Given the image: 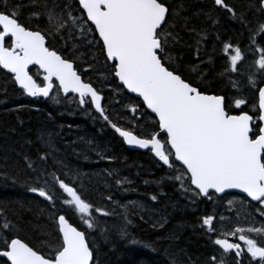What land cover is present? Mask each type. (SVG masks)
<instances>
[{"label": "trees", "instance_id": "trees-1", "mask_svg": "<svg viewBox=\"0 0 264 264\" xmlns=\"http://www.w3.org/2000/svg\"><path fill=\"white\" fill-rule=\"evenodd\" d=\"M47 2L51 6L52 0ZM65 2L77 9L76 0H56L61 7ZM166 2L178 13L170 15L165 26L175 36L165 50L171 57L166 63L193 86L223 96L229 113L244 111L255 119L258 112L254 114L252 104L257 102V94L247 77L253 74L250 65L258 57L243 56L239 74L231 76L237 82L234 88L228 77L221 76L225 62L220 53L226 42L247 52L250 36L264 23L260 0L229 1L231 12L215 9L203 0ZM33 3L7 0L9 8L20 6L22 24L44 33L48 31L44 0H35V8ZM3 4L0 0V10ZM33 11L41 15L34 17ZM96 38L95 33L73 38L62 32L49 35L46 42L50 49L72 61L82 79L103 95L102 106L112 123L139 137L157 131L155 118L141 100L119 88L110 75V62L105 61ZM255 43L264 45V34L257 36ZM5 46H10V41L6 40ZM29 72L41 81L37 67ZM255 79L258 87L264 85V75ZM236 99L246 100L247 107L237 109ZM77 101L78 97L63 96L56 88L50 97L30 98L14 83L13 76L0 68V226L6 222L11 225L7 230L0 227V236H15L29 246L43 248L56 238L54 215L63 214L79 230L86 231L94 253L92 264H210L216 251L199 216V210L206 211L207 204L202 201L199 206L197 196L186 193L171 179L176 173L149 151L127 149L93 108L81 107ZM160 138L163 140V136ZM41 156L46 158L42 160ZM42 173L74 187L82 199L107 215L93 211L96 227L86 229L74 206L63 203L70 197L53 182L52 175ZM33 187H44L55 201L54 207L38 192L30 191ZM125 217L130 221L126 238L119 233ZM0 264H6V259L0 257Z\"/></svg>", "mask_w": 264, "mask_h": 264}, {"label": "snow or ice", "instance_id": "snow-or-ice-1", "mask_svg": "<svg viewBox=\"0 0 264 264\" xmlns=\"http://www.w3.org/2000/svg\"><path fill=\"white\" fill-rule=\"evenodd\" d=\"M214 3L232 11L223 0H214ZM260 4L264 10V0H260ZM32 6H38L35 0ZM19 7L9 8L7 0H4L3 10H0V68L13 75L14 83L24 93L32 97H50L51 90L56 88L65 94H76L81 107L88 105L94 108L128 145L150 149L158 161L176 173L171 179L186 193L209 196V190L225 193L226 189H239L252 201L264 205V86L258 87L255 79L264 75V45L255 43V38L264 34V23L250 36L246 53L227 42L220 53L225 62L221 76L228 77L234 88L237 82L231 80V76L239 74L243 56L258 57L250 65L254 68L253 74L247 77L248 85L257 94L252 110L259 115L254 119L244 111L229 114L223 96L193 86L172 69L170 63H166L171 61V57L166 56L165 50L170 41H175V36L166 31L165 26L169 24L170 15L178 14L166 0H77L75 10L66 2L61 7L52 0L49 6L44 0L43 14L48 20V31L44 33L31 30L19 21ZM31 15L39 17L41 12L33 11ZM89 22L94 28L89 26ZM62 32L73 38L77 34L87 38L98 33L96 42L105 61L110 62V75L118 79L119 88L142 98L146 109L154 114L157 131L139 137L111 122L102 106L99 91L91 82L82 79L72 61L46 45L49 35L56 36ZM6 40L10 41V46H5ZM89 44H92L91 40ZM29 65H37L42 71L40 82L29 74ZM52 99L56 98L53 96ZM234 104L237 109L241 105L247 107L244 99H236ZM45 158L40 157L42 160ZM40 178L38 176L37 180ZM52 179L70 197L63 203L74 206L86 229L96 227L93 211L107 215L82 199L74 187L54 175ZM116 182L120 183L119 180ZM30 191L38 192L54 207L55 201L44 187H33ZM257 210L264 215V209ZM53 219L57 225L54 241L43 248H35L21 238L0 236V257L7 258L6 264H92L94 253L86 231L79 230L63 214L54 215ZM213 220V216H206L202 225L208 226L209 232L216 235ZM129 223L125 217V225L119 229L122 237H127ZM0 227L7 230L11 225L6 222ZM245 231L264 234V228L236 229L230 233L232 236L239 233L238 238L244 242L247 254L252 260L259 258V264H264V245L249 238ZM224 235L225 238L215 239L214 245L220 246L225 253L235 250L236 256H240V244L230 242L226 238L229 234ZM210 264H217L215 257L210 258ZM220 264H223L222 259Z\"/></svg>", "mask_w": 264, "mask_h": 264}, {"label": "flooded vegetation", "instance_id": "flooded-vegetation-1", "mask_svg": "<svg viewBox=\"0 0 264 264\" xmlns=\"http://www.w3.org/2000/svg\"><path fill=\"white\" fill-rule=\"evenodd\" d=\"M203 1H206L208 5L214 7L215 9H226L223 5H216L214 3V0ZM229 1L232 0H223V3L227 5ZM207 14L209 15L208 12ZM209 19L212 20L213 18ZM209 196L211 198H209ZM209 196H197V203L199 204V206H201L203 201V203H206L208 206L206 211L202 212L201 209L199 210L200 212L198 211L199 216H201V222L202 219L206 216L211 215L214 217L212 226L216 229V235H212L209 232L212 237V244L214 245L213 241L215 239L225 238L224 234H229L226 238L229 239L230 242L240 244L242 249L241 255L236 256L235 250H229L225 253L220 248V246L214 245L216 251L214 253V257L216 258L217 264H220L221 259L223 260V264H259V258H257L256 260H252L250 254H247L244 242L239 240L238 238L239 233L237 234V236H232L230 235V233L235 231L236 229L247 230L252 227L264 228V215H261L260 211L257 210L264 209V205H259L257 202L253 203L245 196L235 193H226L223 195L209 193ZM233 202L235 203L237 208L232 205ZM242 210H244L245 213L242 212ZM206 227L208 228V226ZM244 234L249 238L257 240L261 245H264V234H258L248 231H245Z\"/></svg>", "mask_w": 264, "mask_h": 264}, {"label": "water", "instance_id": "water-1", "mask_svg": "<svg viewBox=\"0 0 264 264\" xmlns=\"http://www.w3.org/2000/svg\"><path fill=\"white\" fill-rule=\"evenodd\" d=\"M76 2H77V0H76ZM89 24H90V22H89ZM91 25V24H90ZM93 28H94V25H91ZM96 34V36L98 37V33H95ZM46 45H47V42H46ZM7 47V46H6ZM32 66H36L37 68H38V70H39V67L37 66V65H29V69L32 67ZM3 69V68H2ZM4 70H6V69H4ZM6 71H8V70H6ZM41 73H42V71L41 70H39ZM11 74V73H10ZM30 74V73H29ZM12 75V74H11ZM31 75V74H30ZM13 76V75H12ZM13 79H14V77H13ZM117 80V82H118V84H120V82L118 81V79H116ZM18 86V85H17ZM262 86H264V85H262ZM19 87V86H18ZM20 88V87H19ZM124 91L127 93V94H129V95H131V96H134L135 98H137V99H139V100H141V102H142V98H139L138 97V94H136V93H131L130 91H128L127 89H124ZM62 93V95H64V96H67V95H74V96H76V97H78L76 94H72V93H67V94H65V93H63V92H61ZM27 95V94H26ZM100 95L102 96V101H101V103H103V95L100 93ZM28 96V95H27ZM28 97H30V98H34V97H32V96H28ZM39 98H46V97H43V96H38ZM142 104H143V102H142ZM143 106H144V108H145V110L150 114V111L151 110H148V109H146V106L143 104ZM93 110H94V108H93ZM95 111V110H94ZM96 112V111H95ZM97 113V112H96ZM98 114V113H97ZM229 114H239V113H229ZM151 116H153L154 117V114H150ZM250 115V114H249ZM258 115H259V113H258ZM155 118V117H154ZM112 129V128H111ZM114 132H115V130L114 129H112ZM122 130H124V129H122ZM128 131V130H127ZM116 133V132H115ZM116 135L119 137V138H121L122 140H123V138L122 137H120L119 136V134L118 133H116ZM123 142H124V140H123ZM124 145H125V147L127 148V149H129V150H137V151H141V152H143V151H150V149H142V148H140L138 145H128L126 142H124ZM151 152V151H150ZM152 154V156L155 158V159H157L158 160V158H156L155 156H154V154L153 153H151ZM159 163H162V162H160V161H158ZM163 164V163H162ZM209 193H214V190H209ZM226 193H235V194H239V195H243V196H245L247 199H249L251 202H253V203H255V201H252L251 200V198H249V197H247V195L245 194V193H243L241 190H239V189H226L225 190V193H214V194H216V195H223V194H226ZM201 196H204V195H201ZM2 258H4V259H6V261H7V258L6 257H2ZM9 264H10V262H8Z\"/></svg>", "mask_w": 264, "mask_h": 264}, {"label": "rangeland", "instance_id": "rangeland-1", "mask_svg": "<svg viewBox=\"0 0 264 264\" xmlns=\"http://www.w3.org/2000/svg\"><path fill=\"white\" fill-rule=\"evenodd\" d=\"M232 205H234V207L235 208H237V206L235 205V203L233 202V204ZM242 212H244V210H242ZM245 213V212H244ZM253 228V227H252Z\"/></svg>", "mask_w": 264, "mask_h": 264}]
</instances>
